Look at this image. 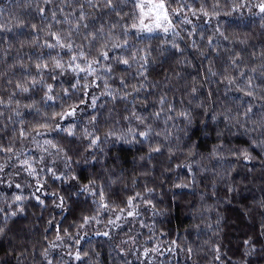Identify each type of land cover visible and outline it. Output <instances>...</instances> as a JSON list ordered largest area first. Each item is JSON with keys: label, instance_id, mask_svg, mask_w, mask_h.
<instances>
[{"label": "clouds", "instance_id": "obj_1", "mask_svg": "<svg viewBox=\"0 0 264 264\" xmlns=\"http://www.w3.org/2000/svg\"><path fill=\"white\" fill-rule=\"evenodd\" d=\"M0 264H264V0H0Z\"/></svg>", "mask_w": 264, "mask_h": 264}]
</instances>
